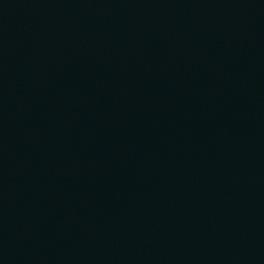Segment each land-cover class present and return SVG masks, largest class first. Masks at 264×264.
I'll list each match as a JSON object with an SVG mask.
<instances>
[{
  "label": "water",
  "instance_id": "obj_1",
  "mask_svg": "<svg viewBox=\"0 0 264 264\" xmlns=\"http://www.w3.org/2000/svg\"><path fill=\"white\" fill-rule=\"evenodd\" d=\"M0 264H264V0H0Z\"/></svg>",
  "mask_w": 264,
  "mask_h": 264
}]
</instances>
